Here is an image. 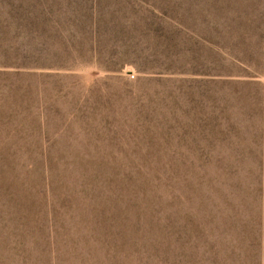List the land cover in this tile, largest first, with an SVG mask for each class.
<instances>
[{
    "label": "rangeland",
    "instance_id": "rangeland-1",
    "mask_svg": "<svg viewBox=\"0 0 264 264\" xmlns=\"http://www.w3.org/2000/svg\"><path fill=\"white\" fill-rule=\"evenodd\" d=\"M0 264H264V0H0Z\"/></svg>",
    "mask_w": 264,
    "mask_h": 264
},
{
    "label": "built area",
    "instance_id": "built-area-1",
    "mask_svg": "<svg viewBox=\"0 0 264 264\" xmlns=\"http://www.w3.org/2000/svg\"><path fill=\"white\" fill-rule=\"evenodd\" d=\"M134 76L133 75H131V78H133Z\"/></svg>",
    "mask_w": 264,
    "mask_h": 264
}]
</instances>
